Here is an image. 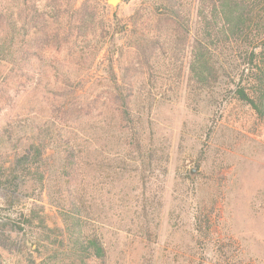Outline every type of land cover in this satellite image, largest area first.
<instances>
[{"label": "trees", "instance_id": "1", "mask_svg": "<svg viewBox=\"0 0 264 264\" xmlns=\"http://www.w3.org/2000/svg\"><path fill=\"white\" fill-rule=\"evenodd\" d=\"M108 15L96 0L80 6L77 0H0L2 250L22 253L28 235L39 247L41 238L55 235L60 247L44 264H108L85 185L86 127L112 116L111 128L139 152V74L156 84L161 67L168 69L186 50L194 91L237 76L236 98L264 122V0H143L130 16L135 50L120 62V81L98 96H76L105 45L125 31ZM50 150L60 168L47 188ZM45 191L62 217L66 241L46 226L36 201L23 204ZM196 220L202 234L203 220Z\"/></svg>", "mask_w": 264, "mask_h": 264}, {"label": "rangeland", "instance_id": "2", "mask_svg": "<svg viewBox=\"0 0 264 264\" xmlns=\"http://www.w3.org/2000/svg\"><path fill=\"white\" fill-rule=\"evenodd\" d=\"M84 1L77 0V6ZM96 1L125 31L105 45L76 96L106 92L121 79L120 62L135 50L130 16L143 0H119L116 6L114 0ZM179 58H171L168 69L161 67L154 85L139 74V152L111 128L112 116L91 119L86 127L85 185L108 264H264V122L236 98L237 76H221L213 88L194 91L190 52ZM53 155L51 150L47 155V188L60 168ZM193 169L197 173L191 177ZM34 201L46 226L66 241L62 217L47 191L23 204ZM4 209L0 191V213ZM197 217L203 220L202 234ZM55 237L41 238L39 247L28 235L22 253L0 249V261L44 264L60 247Z\"/></svg>", "mask_w": 264, "mask_h": 264}, {"label": "water", "instance_id": "3", "mask_svg": "<svg viewBox=\"0 0 264 264\" xmlns=\"http://www.w3.org/2000/svg\"><path fill=\"white\" fill-rule=\"evenodd\" d=\"M114 1H115V0H114ZM118 3H119V0H116L115 2H111V4H112L113 6H116ZM196 173H197V170L193 169V170L190 172L191 177H194V176L196 175Z\"/></svg>", "mask_w": 264, "mask_h": 264}, {"label": "bare ground", "instance_id": "4", "mask_svg": "<svg viewBox=\"0 0 264 264\" xmlns=\"http://www.w3.org/2000/svg\"><path fill=\"white\" fill-rule=\"evenodd\" d=\"M116 1V0H115Z\"/></svg>", "mask_w": 264, "mask_h": 264}]
</instances>
